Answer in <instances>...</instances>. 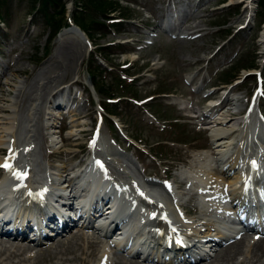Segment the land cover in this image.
Masks as SVG:
<instances>
[{
    "label": "rangeland",
    "instance_id": "1",
    "mask_svg": "<svg viewBox=\"0 0 264 264\" xmlns=\"http://www.w3.org/2000/svg\"><path fill=\"white\" fill-rule=\"evenodd\" d=\"M63 1L66 3V11H64L63 15H54L51 17V14L58 4L57 1H54L52 5H47L45 11H42V8L38 10L39 15L35 22L37 25L34 29H31L28 44L24 45L27 51L18 57V53H15L19 49L18 40L25 34L23 29L25 28V31H27V16L29 15V8L32 4L29 0L28 2L23 0H0V13L2 17L5 18V23L0 24V72L2 76L4 75V77H2L4 85L1 87L3 91L0 94V107L9 108L14 101L17 104V108L13 107L14 110L12 111L15 112L14 118H16V127L13 130L17 139L22 140L26 138L27 131L32 130V134L27 138L36 141L38 144V148L34 150L32 156L35 161L33 165L36 171H38L39 166L42 165H50V171L53 161L48 154L51 151L53 153H58V158L62 166H66L64 162L65 160H69L71 161L72 167H77L81 162L82 154L85 153V142L83 141L84 132H81L80 137L77 139L71 138V142H66L68 138L67 133H71L75 129L78 130V132L87 130L89 123L93 122V115L91 117L86 116L85 119H78L76 122L69 125L70 128H66L67 131L59 138L60 143L54 142L51 144L53 146L52 148H46L43 145L46 141L45 137H43V134L42 136L39 135L40 131H42V125L45 123L44 119H49L48 110L50 105L46 104V98L49 100L51 96L55 95L58 91H65L66 94L62 97L63 99H74L77 107L75 112L68 115V119L71 121L77 119L76 114L80 116V114H85L86 110H88V113H93L94 111V108L87 107L86 100L84 101V106L79 109V97L71 98L70 95H68L65 88L68 87L71 81L78 80L86 84V91H88L90 98L91 89L93 90L94 98H100L102 102H104V98L107 94H112L116 89L120 88V85L116 81L117 79L111 75L104 80L98 79L97 88L100 91V95L95 93L96 91L90 87L91 85L88 87L89 77L86 70L88 54L74 33L70 32L71 23L74 25L78 24L84 29H91L92 36L97 45H102L104 43L110 44L115 40V37L113 34H107L108 36H105V28L101 26L103 20L106 19L107 16H115L117 18L118 14H121L124 17H130V19H132L130 23L134 22L137 24L144 22L143 13L154 14L157 17L163 14L165 12L163 5L167 0H137L143 3L150 1L151 4L148 3L144 12H136L135 9L131 10L129 8V6L134 7L138 5L137 1L133 0H101L103 1L102 4L94 0ZM80 1L83 2L84 6L80 5ZM259 1L260 0H254V2L251 3L253 12H251L247 28L237 34L229 43H224L227 46H224L219 53L224 56H228L239 42H244L245 47L243 52L238 56L236 64L231 66L224 73L218 74L215 79L216 86L228 85L227 81L243 74L240 69L247 70L256 68L255 58L258 57L259 40H261V32L264 30L262 25L264 23V8L263 6H259ZM213 2V0H209L208 5ZM232 2L235 3L237 0H232ZM244 2L238 5L234 4L232 6L233 8L225 9L227 10L226 13H223V15L217 17L209 24L210 26H219L220 32H223L216 36L207 35L203 39L193 42H171L169 44H161V39H164V37L161 36L153 47L136 55L138 60L134 62L130 68V74L138 76V78L130 88L123 87L121 92H128L126 96H130L137 100L148 96L166 94L167 98H157L150 102L147 105L149 106V110L162 120L180 116V112L177 109L179 104L185 106L187 100L194 99L189 94V89L182 83L181 75L187 73L192 77L194 76V80L197 82H201L204 79L203 77L206 76L205 68L202 69L199 74H197V71L199 68L204 67L205 58H207V60L213 59L212 62H214V56H212L211 53L215 50L216 46L222 42H226L229 36L232 37L234 34V27L244 22L246 15ZM260 2H262V0ZM12 6L13 11L9 12L7 9ZM139 7L141 6L139 5ZM75 11L82 14H78L77 16ZM55 13L58 14V12ZM74 14L77 19H73ZM232 14V20L235 23L230 24L228 17ZM79 15H83V19L82 17L78 19ZM66 17H68L67 22ZM231 25L232 28L230 29L229 26ZM133 26L134 25H119L118 28H120L119 30L121 33L117 35L122 36V34L126 33L133 34ZM58 28H60L59 33L56 38L50 42L51 30L55 34ZM76 29L78 30V28ZM6 32L9 37L6 36ZM127 45L124 46L126 50L129 49ZM134 58L135 56L133 55L118 52L117 55L112 58L111 66L114 65L115 67H119L124 61H132ZM104 65L109 67L110 62L107 61ZM211 70L212 68L209 69L207 74H209ZM8 82L9 84L6 85ZM224 88H227V86ZM14 89H18L20 93L18 92L16 95ZM233 90L234 88L231 89L229 94H232ZM17 97L18 100H14ZM199 97L200 96H195L197 101H200ZM62 98L60 99L62 100ZM261 107L264 108V102H262ZM115 113L116 114L113 113V116H110L109 119H116L119 121L123 129V134H127L129 137L136 140L142 139L147 144L153 142L155 139H159L158 130L154 126H147L144 123L145 120H147L146 116L139 117L137 115V113L141 114L139 109L133 108L132 105H126L117 109ZM8 114L9 112L0 113V116L3 118L0 122V139L2 141H4L7 132L4 130V127H9L8 121L5 120ZM28 114H31V123L27 121ZM82 121H85L84 127H82ZM52 122L55 123V121ZM106 123H108L109 127L104 126L102 137L108 138V131H112V126L111 122ZM178 128L182 131L181 139L187 140L191 145L192 141H202L207 138L205 134L196 135L188 126L179 125ZM3 131L4 133H2ZM114 137H116L117 142L127 150L125 148L127 145L123 137L117 134H114ZM52 139H56V137ZM129 153L130 152L124 154L126 158L127 156L129 158L133 156L131 153L129 155ZM77 157L79 159H77ZM79 243L80 241L73 239L61 248V250L65 249V251H61L55 256L52 255V252H40L31 264H82V258L90 263L93 259L92 254H86V257L82 254V256H76V259L71 258L75 254L81 253L78 245ZM89 250H91V248ZM218 260L215 261L216 264L235 263L233 259L224 262ZM83 262L86 264L85 261ZM7 263L8 261H5L1 264ZM15 263L16 260H11L9 264ZM249 263V259H244L242 261V264Z\"/></svg>",
    "mask_w": 264,
    "mask_h": 264
},
{
    "label": "bare ground",
    "instance_id": "2",
    "mask_svg": "<svg viewBox=\"0 0 264 264\" xmlns=\"http://www.w3.org/2000/svg\"><path fill=\"white\" fill-rule=\"evenodd\" d=\"M263 29H264V26H263ZM263 39H264V32L262 33V36H261ZM59 92H57V94H58ZM56 94V95H57ZM18 98V97H17ZM17 98H15L14 100H16ZM9 110H8V108H5V107H0V112L1 113H5V112H8ZM30 115L31 114H28V120L27 121H29V123H31L32 122V120H31V118H30ZM8 118H11L10 116H8L5 120H9ZM1 119H3L2 118V116H0V122H1ZM217 122H219L220 124L221 123H223V122H225V119H219V120H215V121H213L212 123L213 124H216ZM1 124V123H0ZM11 124H12V120H11V122H10V125H9V127H4V130L5 131H10L11 129H10V126H11ZM221 127V126H220ZM1 129V128H0ZM216 132V134L212 137L213 138V141H215V142H220V143H225V142H223L224 140H226L227 138H229L230 137V135L231 134H233L234 133V130L233 129H230L229 131H225V130H217V131H215ZM74 137V133L73 132H71V133H69L68 134V137ZM57 143H60V141L59 140H57ZM227 143L230 145L231 144V142H229V141H226V145H227ZM4 144V141H2L1 139H0V147H1V145H3ZM66 167H63V169H65ZM66 171L67 170H64L62 173H66ZM66 181V180H65ZM64 181V182H65ZM71 185L69 184L68 185V187H70ZM32 195L34 196V193H32ZM73 197L74 196H72V195H68L67 197H66V200H68V201H70V200H72L73 199ZM150 241H149V244H153L154 246H158L159 244H160V242H159V240H157V239H154V238H152V237H150ZM60 247L58 246V247H56L54 250L55 251H57L58 249H59ZM227 250H229V249H227ZM242 248L241 247H237V248H235L234 250H232V251H228V252H226L224 255H222L221 257L226 261L227 259H229L232 255H233V253H235V252H242ZM253 250V251H252ZM253 252L254 254H256L257 252H260V253H264V245L262 246V245H260V246H257V247H253V248H251V249H249L247 252L246 251H244V253H248L249 254V252ZM54 253H57V252H54ZM6 259V258H5ZM8 259H6L5 261H7ZM29 263H31V262H29Z\"/></svg>",
    "mask_w": 264,
    "mask_h": 264
},
{
    "label": "trees",
    "instance_id": "3",
    "mask_svg": "<svg viewBox=\"0 0 264 264\" xmlns=\"http://www.w3.org/2000/svg\"><path fill=\"white\" fill-rule=\"evenodd\" d=\"M48 1L50 0H35V3L39 2L40 3V7H46ZM99 4H102L103 2L102 1H98ZM261 6H264V0H262L261 2Z\"/></svg>",
    "mask_w": 264,
    "mask_h": 264
},
{
    "label": "snow or ice",
    "instance_id": "4",
    "mask_svg": "<svg viewBox=\"0 0 264 264\" xmlns=\"http://www.w3.org/2000/svg\"><path fill=\"white\" fill-rule=\"evenodd\" d=\"M0 167H4L5 169H8L10 168V165L8 163H5L3 165H0Z\"/></svg>",
    "mask_w": 264,
    "mask_h": 264
}]
</instances>
